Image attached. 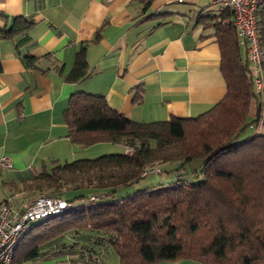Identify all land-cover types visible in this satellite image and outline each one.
<instances>
[{
    "label": "trees",
    "instance_id": "trees-1",
    "mask_svg": "<svg viewBox=\"0 0 264 264\" xmlns=\"http://www.w3.org/2000/svg\"><path fill=\"white\" fill-rule=\"evenodd\" d=\"M262 5L264 1L257 10V24L264 48ZM14 20L10 29H0V37L32 25L26 19ZM216 29L227 93L198 116L135 121L112 108L103 95L73 94L66 110L73 143L86 147L112 142L133 151L53 162L25 182V190L35 197L85 192L66 198L71 202L68 210L34 223L12 264L44 256L45 244L71 230L85 243L79 251L88 252L95 262L110 248L119 264L175 259L264 264V133L239 138L248 125L264 123V99L255 90L250 63L242 57L234 20L218 22ZM23 58L27 64L34 61L31 55ZM88 75L83 47L69 79L78 81ZM253 101L257 111L250 118ZM195 158L204 160L203 177L197 182H159L129 197L90 200L92 195H114L149 173H162L163 169H154V162L184 164ZM82 198H89L87 205H76L75 200Z\"/></svg>",
    "mask_w": 264,
    "mask_h": 264
},
{
    "label": "crops",
    "instance_id": "crops-1",
    "mask_svg": "<svg viewBox=\"0 0 264 264\" xmlns=\"http://www.w3.org/2000/svg\"><path fill=\"white\" fill-rule=\"evenodd\" d=\"M14 18L32 25L0 37V162L6 155L13 163L0 167V199L10 197L21 212L35 197L25 182L98 144L71 140L66 110L76 92L103 95L112 108L146 122L198 116L227 93L216 23L234 15L212 0H0V29ZM83 47L89 75L72 81ZM256 111L251 103L250 118ZM79 240L47 243L44 256L23 264H119L110 248L100 262L90 261Z\"/></svg>",
    "mask_w": 264,
    "mask_h": 264
},
{
    "label": "built area",
    "instance_id": "built-area-1",
    "mask_svg": "<svg viewBox=\"0 0 264 264\" xmlns=\"http://www.w3.org/2000/svg\"><path fill=\"white\" fill-rule=\"evenodd\" d=\"M263 1L212 0L213 3L232 10L235 28L247 51V61L252 69L255 90L264 99V48L259 39L257 24V10ZM132 151L133 147L125 148L127 154H131ZM0 167L12 168L13 163L8 156L3 155ZM96 199L95 195L90 197L91 201ZM70 207L71 202L64 197L44 195L34 198L21 212L14 206L10 197L0 199V264H12L17 249L30 233L34 223L63 213Z\"/></svg>",
    "mask_w": 264,
    "mask_h": 264
},
{
    "label": "rangeland",
    "instance_id": "rangeland-1",
    "mask_svg": "<svg viewBox=\"0 0 264 264\" xmlns=\"http://www.w3.org/2000/svg\"><path fill=\"white\" fill-rule=\"evenodd\" d=\"M218 6L219 5H217V7ZM254 103L255 102H253V104ZM260 124L258 125L257 123H253L252 125H248L246 127V129L241 133L239 138L242 139V138L252 137L256 130L264 131V130H262L264 128V126H263L264 123H260ZM259 133H263V132H259ZM125 148L122 144H118V143L100 142V143L96 144L95 146H93L92 148H90V150H88V152H86V155H82V158H83V156H88V157H84V158H96V157H99V156L105 155V154L121 153V152H123V150ZM80 158L81 157H78V159H80ZM153 166L155 167L154 169H156V170L157 169H163V172L160 174L155 173V172L149 173L146 177L142 178L138 183H135L132 186L122 187V188L118 189V191L114 195L109 194V195H104L103 197H98L97 201L106 202V201L113 200L116 197H121V196L129 197V196L134 195L139 190H143L146 186L156 185V184H159V182L163 183V184H170V183H172V181L175 182L177 180L187 181L189 183L197 182V181L201 180L203 177L202 170L204 167V160L202 158H195V159L188 161L184 164H182L181 161L168 162V163H164V164L154 162ZM82 192H85V190H82V191L79 190L78 192H77V190L68 191L64 195V197L67 199L72 198V197H74V195L82 193ZM34 198H36V197H34ZM34 198H32V200ZM88 201H89V198L76 199L75 204L76 205H78V204L87 205ZM38 222L39 221H37L36 223H38ZM75 225H76V223H75ZM36 228H38V227H36ZM35 231H36V229H35ZM79 237H80V234H77L75 231L71 230V231L64 233V236L61 235V236L53 239L52 241H54V242L56 241L58 243L70 242L71 240H79ZM23 247H24L23 244H22V246L20 245V247L17 250L18 254L23 250ZM78 249H82V248L79 247ZM110 252L112 253V255H115L113 250H110Z\"/></svg>",
    "mask_w": 264,
    "mask_h": 264
}]
</instances>
